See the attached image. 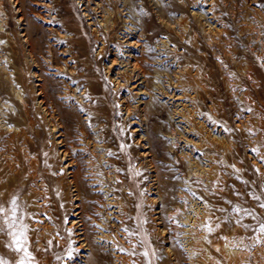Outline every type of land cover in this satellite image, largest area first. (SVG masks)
Masks as SVG:
<instances>
[{
	"label": "rangeland",
	"instance_id": "1",
	"mask_svg": "<svg viewBox=\"0 0 264 264\" xmlns=\"http://www.w3.org/2000/svg\"><path fill=\"white\" fill-rule=\"evenodd\" d=\"M18 1L0 0V260L264 264V0Z\"/></svg>",
	"mask_w": 264,
	"mask_h": 264
},
{
	"label": "bare ground",
	"instance_id": "2",
	"mask_svg": "<svg viewBox=\"0 0 264 264\" xmlns=\"http://www.w3.org/2000/svg\"><path fill=\"white\" fill-rule=\"evenodd\" d=\"M43 1H44V0H43ZM14 2H15V3L18 5V7H19V9H17V10H19V12H21V16H20V17H26L27 15L23 14V12H22V11H23V10H22V9H23V6L20 5V3H18L19 1H18V0H14ZM48 4H49V3H48ZM39 5H40V4H39ZM20 7H21L22 9H21ZM42 7H44V6H41V8H42ZM14 10H15V9H14ZM45 10H46V9H45ZM46 12H47V11H46ZM33 16H34V15H33ZM20 17H19V18H20ZM20 20H21V19H20ZM25 20H26V19H25ZM17 22H18V21H17ZM24 22H25V21H24ZM8 23H9V21H8ZM4 24H5V23H4ZM18 24H20V23H18ZM21 24H22V23H21ZM2 27H3V26H2ZM27 31H28V30H27ZM24 32H26V31H24ZM29 33H30V32H29ZM29 33H28V34H29ZM28 38H29V37H28ZM30 41H31V40H30ZM30 44H31V43H30ZM28 45H29V44H28ZM32 47H34V46H32ZM30 49H31V48H30ZM141 53H142V52H141ZM140 58H141V57H140ZM142 58H143V57H142ZM138 59H139V58H138ZM138 59H137V60H138ZM135 60H136V59H135ZM141 60H142V59H141ZM115 61H116V60H115ZM139 61H140V60H139ZM144 61H145V60H144ZM112 62H113V60H112ZM136 62H137V61H136ZM139 63H140V62H139ZM114 64H115V63H114ZM145 64H146V63H145ZM136 65H137V64H136ZM143 67H144V66H143ZM135 68H136V67H135ZM146 69H147V68H146ZM139 70H140V69H139ZM141 70H142V69H141ZM144 71H145V69H143V72H144ZM140 74H141V73H140ZM145 74H146V73H145ZM147 74H148V73H147ZM137 75H138V74H137ZM142 75H143V74H142ZM188 75H189V74H188ZM123 76H124V75H123ZM138 76H139V75H138ZM249 76H250V75H249ZM128 77H129V76H128ZM128 77H127V78H128ZM146 77H149V76H146ZM142 79H145V78H142ZM193 79H194V78H193ZM147 80H148V79H147ZM248 81H249V80H248ZM144 82H145V80H144ZM244 83H245V82H244ZM244 83H243V84H244ZM243 84H242V85H243ZM244 87H245V86H244ZM246 91H247V90H246ZM192 92H193V91H192ZM170 93H171V91H170ZM173 93H174V92H173ZM181 93H183V92H181ZM244 93H245V92H244ZM166 94H168V93H166ZM193 94H194V93H193ZM171 96H172V95H171ZM182 96H183V94H182ZM172 97H173V96H172ZM176 97H178V96H176ZM246 97H247V96H246ZM21 98H22V97H21ZM180 98H181V97H180ZM184 99H185V98H184ZM21 100H24V99H21ZM186 100H187V99H186ZM188 101H189V100H188ZM24 102H25V101H24ZM175 104H176V103H175ZM179 104H181V103H179ZM189 104H190V103H189ZM176 105H177V104H176ZM192 105H193V104H192ZM177 106H178V105H177ZM181 106H182V105H181ZM188 106H190V105H188ZM196 106H197V105H196ZM182 107H183V106H182ZM184 107H185V106H184ZM197 107H198V106H197ZM187 108H188V107H187ZM193 108L195 109V107H193ZM199 108H200V107H199ZM172 109H173V108H172ZM190 109L192 110V108H190ZM184 110H185V109H184ZM184 110H183V112H184ZM173 111H175V110L173 109ZM177 111H178V110H177ZM186 111H189V110H186ZM186 111H185V112H186ZM193 111H194V110H193ZM193 111H192V112H193ZM196 111H197V110H196ZM180 112H181V111H180ZM183 112H182V113H183ZM185 112H184V113H185ZM178 113H179V112H178ZM187 114H188V113H187ZM191 114H192V113H191ZM174 115H175V113H174ZM181 115H182V114H181ZM181 115H180V116H181ZM184 115H185V114H184ZM189 116H193V114H192V115H189ZM202 116H203V115H202ZM202 116H201V117H202ZM182 117H183V116H182ZM199 117H200V115H199ZM192 118H193V117H192ZM202 118H204V117H202ZM184 119H185V118H184ZM184 119H183V120H184ZM204 119H205V118H204ZM193 120H194V119H193ZM186 122H187V121H186ZM189 122H191V121H188V123H189ZM210 122H211V121H210ZM184 123H185V122H184ZM213 123H214V122H213ZM241 125H242V124H241ZM187 126H188V125H187ZM203 126H204V125H203ZM205 126H206V124H205ZM188 127H189V126H188ZM208 127H209V126H208ZM214 129H215V128H214ZM185 130H186V129H185ZM194 130H196V129H194ZM210 130H211V129H210ZM220 130H221V129H220ZM191 132H192V131H191ZM224 132H225V131H224ZM188 133H189V132H188ZM208 133H209V132H208ZM193 134H194V133H193ZM209 134H210V133H209ZM194 135H195V134H194ZM199 136H200V135H199ZM193 137H194V136H193ZM210 137H211V136H210ZM206 138H207V137H206ZM198 139H199V138H198ZM226 140H227V139H226ZM220 141H222V140H220ZM198 142H200V141H198ZM200 143H201V142H200ZM227 143H228V142H227ZM226 146H227V145H226ZM70 164H71V163H70ZM72 164H73V163H72ZM77 164H78V163H77ZM73 165H75V164H73ZM76 166H77V165H76ZM71 167H72V166H71ZM79 167H80V165H79ZM73 169H74V168H73ZM77 169H78V167H77ZM208 169H209V168H208ZM209 171H210V170H209ZM207 172H208V171H207ZM70 173H71V172H70ZM78 173H79V172H78ZM79 174H81V173H79ZM210 174H211V173H210ZM73 180H74V179H73ZM75 180H76V179H75ZM92 180H93V179H92ZM80 181H81V180H80ZM75 182H77V181H75ZM87 182H88V181H87ZM77 183H78V182H77ZM72 184H73V183H72ZM92 184H93V183H92ZM75 185H76V184H75ZM79 185H80V184H79ZM86 185H87V184H86ZM89 185H90V184H89ZM82 186H83V185H82ZM87 186H88V185H87ZM78 188H81V187H78ZM83 188H85V187H83ZM82 190H83V189H82ZM76 191H77V190H76ZM80 194H81V193H80ZM80 194H79V195H80ZM114 196H115V195H114ZM82 198H83V196H82ZM113 199H114V198H113ZM78 200H79V198H78ZM85 201H86V200H85ZM114 202H117V201L114 200ZM112 204H113V203H112ZM80 205H81V204H80ZM80 210H81V209H79V211H80ZM76 213H77V212H76ZM80 215H81V214H80ZM81 216H82V215H81ZM75 218H76V217H75ZM86 219H87V218H86ZM93 219H94V218H93ZM73 221H74V220H73ZM83 221H85V220H83ZM80 222H81V221H80ZM80 222H79V223H80ZM87 223H88V222H87ZM92 223H93V222H92ZM74 224H75V223H74ZM76 224H77V223H76ZM81 224H82V223H81ZM83 224H84V223H83ZM86 225H87V224H86ZM77 226H78V225H77ZM83 227H84V226H83ZM86 227H87V226H86ZM79 228H80V227H79ZM75 229H76V228H75ZM78 231H79V230H78ZM82 231H83V230H82ZM85 231H86V230H85ZM80 232H81V231H80ZM83 233H84V232H83ZM86 233H87V231H86ZM81 235H82V234H81ZM78 236H79V235H78ZM103 236H104V235H103ZM81 237H82V236H81ZM86 237H87V236H86ZM104 237H105V236H104ZM101 238H102V237H101ZM101 238H100V239H101ZM105 238H106V237H105ZM102 239H103V238H102ZM103 240L105 241V239H103ZM84 241H85V240H84ZM101 243H102V242H101ZM82 244H83V243H82ZM85 245H86V244H85ZM83 246H84V245H83ZM88 246H89V245H88ZM188 246H189V245H188ZM98 247H99V246H98ZM98 247H97V248H98ZM90 249H91V248H90ZM189 249H190V248H189ZM83 250H84V249H83ZM84 252H85V251H84ZM166 252H167V251H166ZM99 253H101V252H99ZM166 254H167V253H166ZM168 254H169V253H168ZM82 255H83V254H82ZM99 255H100V254H99ZM96 258H97V257H96ZM98 258H99V257H98ZM115 258H116V257H115ZM94 260H95V259H94ZM112 260H114V259H112ZM112 260H111V261H112ZM118 261H119V260H118ZM118 261H117V262H118ZM120 261H121V260H120ZM86 262H87V260H86ZM98 262H99V261H98ZM117 262H115V263H117ZM121 262H122V261H121ZM121 262H120V263H121ZM77 263H78V262H77ZM84 264H85V263H84ZM108 264H110V263H108ZM111 264H112V262H111ZM130 264H132V263H130Z\"/></svg>",
	"mask_w": 264,
	"mask_h": 264
},
{
	"label": "snow or ice",
	"instance_id": "3",
	"mask_svg": "<svg viewBox=\"0 0 264 264\" xmlns=\"http://www.w3.org/2000/svg\"><path fill=\"white\" fill-rule=\"evenodd\" d=\"M12 204L15 205V201H12ZM261 207H264V204H261ZM0 211H2V209H0ZM12 211H13V213H15V208L14 207H13ZM236 211L239 212V211H241V209L237 208ZM259 231L261 233H264V223L260 224ZM23 235H24L23 232H21L19 237L15 240V243L17 245L16 251L24 250L23 249V240L20 238V237H23ZM24 255H25V257H28L29 259H31L30 254L26 250H24ZM0 264H5V262L0 260ZM20 264H24V260H21Z\"/></svg>",
	"mask_w": 264,
	"mask_h": 264
}]
</instances>
